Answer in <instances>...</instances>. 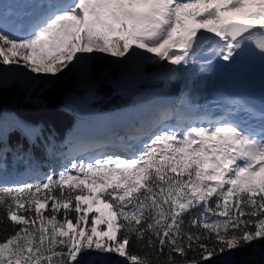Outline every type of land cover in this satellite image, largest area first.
<instances>
[{
  "label": "snow or ice",
  "instance_id": "obj_1",
  "mask_svg": "<svg viewBox=\"0 0 264 264\" xmlns=\"http://www.w3.org/2000/svg\"><path fill=\"white\" fill-rule=\"evenodd\" d=\"M92 54L166 61L187 88L218 65L241 75L247 59L264 66V0H15L7 11L0 2V94L7 73L51 80L100 58ZM222 101L195 120L170 124L174 113L161 110L122 135L69 141L60 168L34 182L10 179L0 108V264H254L264 243V181L253 184L264 172V102ZM15 125L30 145L42 136ZM14 158L30 154L18 145ZM96 206L106 211L89 223Z\"/></svg>",
  "mask_w": 264,
  "mask_h": 264
},
{
  "label": "trees",
  "instance_id": "obj_2",
  "mask_svg": "<svg viewBox=\"0 0 264 264\" xmlns=\"http://www.w3.org/2000/svg\"><path fill=\"white\" fill-rule=\"evenodd\" d=\"M9 0H0L4 3L5 9L10 4ZM107 64L104 61H94L91 67V74L95 78L90 87H87L83 82L74 83L73 80L63 81L61 84H55L54 86L47 87L46 85L38 82L34 79H28L25 76H21L17 73H7L2 77L3 85L11 84L16 87L17 96L7 99L4 89L0 94V108L6 117V143L11 150L8 152L7 165L10 177L14 175L15 167H29L35 172L40 171L43 168L44 163L40 160H44L43 153L47 148L57 147L54 143L48 142L49 136L53 139L60 138L65 133L66 129L74 120V116L67 114L61 109V99L67 93H74L77 97L80 110H88L91 112L108 109L113 106H125L128 103H132L136 99V95L140 96L146 92H150L153 87L157 88L162 79L158 78V73H153V70H146L142 73L140 81L134 87H130L127 92L121 93L120 90H115L107 82L99 81L98 76L101 70L105 69ZM113 77H119L120 66H112L110 68ZM149 71H152L149 72ZM143 77V78H142ZM22 95H28L31 98L38 99L41 104H34V106L24 107L21 102L24 98H20ZM22 99L21 101H19ZM27 102V101H26ZM21 105V107H20ZM15 119L24 121L29 125L38 126L42 130V136L37 139L34 145H30L26 139H24L18 131L15 130ZM70 128V127H69ZM23 145L24 151L30 154V159L17 160L15 155L17 152V146ZM57 152L53 153L54 155ZM21 182H33V179H23ZM40 195V194H37ZM50 206V204H49ZM96 215L94 213L89 214V223L91 217ZM98 229L102 230L100 225H97ZM119 235V234H118ZM132 251L139 252L137 248H133ZM253 248L249 246L242 252L235 253V259L241 260L242 258L249 257L253 253ZM264 252V243L260 244L259 250L251 258L254 264H264V256L261 253ZM225 255L217 256V261L223 260ZM119 258V257H117ZM123 259V258H119Z\"/></svg>",
  "mask_w": 264,
  "mask_h": 264
},
{
  "label": "rangeland",
  "instance_id": "obj_3",
  "mask_svg": "<svg viewBox=\"0 0 264 264\" xmlns=\"http://www.w3.org/2000/svg\"><path fill=\"white\" fill-rule=\"evenodd\" d=\"M8 3L10 4L9 6L11 7H7L5 9L6 11L12 8V6L15 4V0H9ZM191 22L192 21H189L188 24H190ZM96 55H99L100 58L93 59L92 61H90L87 67L84 68L85 72L81 76L74 77L69 80H73L74 83L83 82L87 87H90L92 85V82L95 80V78L91 74V67H92L93 62L94 61H101V62L107 61L106 62L107 64H105L106 68L101 70L98 78L96 79H98L99 81L107 82L106 85L109 84L115 90H120L122 94L127 92V90L130 87L132 88L136 86V84L138 83L136 81L137 80L140 81L139 79L142 73L146 70H153V73H158L157 77L162 79V83H160V85H158L157 88L153 87V89L152 88L150 89V92H146L142 94L141 96L140 94H137L135 101L132 103H128L125 106H121V107L113 106L108 109H103V110L94 111V112L83 109L80 112H78L76 115H73L74 120H72V123L69 126L70 128L68 127V129H66L62 137L60 138L55 137L53 139V137L49 136L48 142L50 144L54 143V145H56L57 147L55 148V150L53 149V152L51 155H49L47 151L48 148L45 150V152H42L44 156L42 158H44V160H40V161L44 163L43 168L40 171L35 170V172H33V170L30 169L28 166L27 167H15L14 175H12L10 179L21 181L23 179H26L27 177L33 176L34 177L33 182H34L40 179L44 175V173L48 172L50 167L58 170L61 166L62 158L60 159V162H57L58 157L56 154L60 153L61 151L63 152L68 151L64 149L65 146H63V144L66 141H68V139L69 141H72V139H74V138H69V137H76V140L74 141L76 142L77 140L89 141V140L106 139L107 138L106 136L107 134H110V131L112 132L116 131V133H119L122 135L125 129L129 125L133 123H137L143 118L152 116V112L147 107L149 105L148 101L157 100V99L159 101L160 98L163 99V101H165L164 103L167 104L166 107L168 108L166 109L161 108V109L162 110L170 109L172 110V112H174V117L172 119L173 121H171L172 123L174 122L173 124H176L177 117L184 114V111L187 112L186 110L189 109L190 104H191L190 106H193V107H197L196 106L197 102L198 104L199 103L201 104V102L198 100V98L200 97V94H198V91H201V88L198 86V82L201 81V79L197 81V79L199 78L198 77L196 79L197 82L195 81L196 85L191 88L186 87L187 77H184L183 79L178 77L175 81H172L170 79L171 74L168 71V69L170 68H167L169 64H167L166 61L162 62L161 65H153L143 60L142 61L143 65H141L140 68L139 67L135 68V67H132L134 63L123 64V63L118 62L121 59L119 57H107L106 54H96ZM112 66H120L119 77H116V78L113 77L112 72L110 70ZM69 72L70 71L66 69L64 74L62 75L58 74V78L51 79V80H49L48 78L44 80L40 78L39 79L32 78V79L38 82H41L47 87L54 86L55 84H58V83L62 85L63 81L65 82L68 81L67 77H69ZM128 72H130L129 75H128ZM149 72L152 73V71H149ZM34 75L35 74L28 73L27 77H34ZM203 77H206V76H203ZM2 89H4L5 94H7V99L9 100L17 96V93L15 92L16 87H13L11 84L7 83L6 85H3ZM204 89L205 88H203L202 91ZM20 98H24V101L21 102V105H23V103L25 104L24 107L34 106V104H41L37 98L34 99L28 95H22L20 96ZM21 100L22 99H20L19 101ZM117 113L122 114L120 116V121L122 120V124L119 130L120 132L117 131V129L113 126L115 125V122H116ZM103 115H109L108 123L106 122L105 124H101L98 122L97 125H92V126L85 123L87 119L93 118L95 116L98 118L103 117L106 119V117ZM189 118H186V119L190 120ZM112 127H114V129ZM78 137H82V138L79 139ZM55 152L57 153L54 155L53 153ZM54 162L58 163V165L56 166V163ZM262 181H264V172H259L254 178L253 184L259 187ZM84 203L85 205H87V204L92 203V201L89 200V201H85ZM99 207L100 206H96L92 208L89 211V214L90 213L98 214ZM43 210L44 209L42 208V211ZM100 226L102 227V229L106 227L103 224H100ZM98 230H101V229H98ZM226 258L227 257L225 255L224 259Z\"/></svg>",
  "mask_w": 264,
  "mask_h": 264
},
{
  "label": "bare ground",
  "instance_id": "obj_4",
  "mask_svg": "<svg viewBox=\"0 0 264 264\" xmlns=\"http://www.w3.org/2000/svg\"><path fill=\"white\" fill-rule=\"evenodd\" d=\"M146 7H148L147 5H142V6H140L137 10L138 11H143L144 9H146ZM222 15H223V17L224 18H227V19H233V20H239V19H242V14L241 13H233V12H226V13H222ZM189 26H192V27H197V28H199L200 27V25L199 24H197V23H195V22H191L190 24H189ZM202 30V29H201ZM209 35H211V34H209ZM138 51H141V52H143L144 50L143 49H140V50H138ZM79 54V53H78ZM92 55H96V54H92ZM145 55H147V56H149V57H151V56H153L154 54H152V53H145ZM142 61L143 60H137L136 62H134V64H133V66L132 67H135V68H137V67H141V65H143V63H142ZM107 62V61H106ZM131 67V68H132ZM173 67H176V66H173V65H169V66H167V68H173ZM85 69H80V68H77V69H74V70H72V71H70L69 72V77H67V80H69V79H71V78H74V77H79V76H81L85 71H84ZM65 71H66V69L64 70V72L63 73H60V75H62V74H64L65 73ZM129 73L130 72H128V75H129ZM178 77H180V78H184V77H186V75H185V73H183V72H181L180 74H179V76ZM203 77V76H202ZM40 79H42V80H44V79H47L46 77H44L43 78V76H41L40 77ZM201 79V82L204 80V84H200V85H198L200 88H201V91H198V94H200V97L198 98V100L201 102V104L203 105V106H205L207 103H210V104H212L213 106H217V105H219V104H221V102L222 101H220V99L218 98V99H216V101H214V99L216 98V97H218V94H216L217 93V90H211V91H208V85H209V81H208V78H207V76L206 77H204L203 79L202 78H198L197 79V81L198 80H200ZM196 81V82H197ZM196 85V83L192 86V87H194ZM203 88H205L203 91H202V89ZM193 95V94H192ZM220 95V94H219ZM199 96V95H198ZM149 102V105L147 106L148 107V109L152 112V115H155V114H158V112L159 111H161L162 109L161 108H163V109H166V108H168V107H166L167 106V104L166 103H164L165 101H163V99H159V101H158V99L157 100H151V101H148ZM196 104H198V102L196 103ZM200 104V103H199ZM191 105V104H190ZM117 111V110H116ZM193 112H199V110L198 109H196L195 111H193ZM122 114L121 113H117L116 114V122H115V125H113L116 129H117V131H119L120 130V127H121V124H122V120L120 121V116H121ZM189 115H191V114H189ZM103 116H105L106 117V119L105 118H103V117H93V118H90V119H87L86 121H85V123L86 124H89V125H97V123L99 122V123H101V124H105L106 122L108 123V120H109V115H103ZM112 117V116H111ZM84 126V125H83ZM114 127H112L113 129H114ZM110 130V129H109ZM120 132V131H119ZM114 134H116V131H114V132H112V131H110V134H107V138L108 137H110V136H113ZM69 138H74V139H72V141L71 142H74L75 140H76V137H69ZM79 139H81L82 137H78ZM69 142V139H68V141H66L64 144H63V146L66 144V143H68ZM64 149L65 150H68V148L65 146L64 147ZM61 152H63V151H61ZM60 159L61 158H57V162H60ZM54 163H56V162H54ZM58 165V163H56V166ZM18 172V171H17ZM99 211H105L104 209H102L101 207H99Z\"/></svg>",
  "mask_w": 264,
  "mask_h": 264
},
{
  "label": "water",
  "instance_id": "obj_5",
  "mask_svg": "<svg viewBox=\"0 0 264 264\" xmlns=\"http://www.w3.org/2000/svg\"><path fill=\"white\" fill-rule=\"evenodd\" d=\"M216 70L217 73L221 76H226L229 73L228 69L223 70L222 67L220 66H218ZM61 109L63 112L70 115H76L78 112L81 111L79 108L78 100L75 97L74 93H67L63 96V98L61 99Z\"/></svg>",
  "mask_w": 264,
  "mask_h": 264
}]
</instances>
